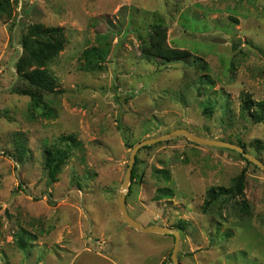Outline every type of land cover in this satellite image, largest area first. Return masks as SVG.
Segmentation results:
<instances>
[{
    "label": "rangeland",
    "instance_id": "rangeland-1",
    "mask_svg": "<svg viewBox=\"0 0 264 264\" xmlns=\"http://www.w3.org/2000/svg\"><path fill=\"white\" fill-rule=\"evenodd\" d=\"M161 19L164 46L185 60L145 53ZM37 23L67 40L48 66L58 87L38 106L16 90L21 39ZM93 46L105 58L86 70ZM244 97L264 99V0H0V264H173L174 235L122 218L132 149L187 128L240 141L264 162V121L242 113ZM65 137L79 144L53 180L46 155ZM147 146L132 217L184 227L183 264H264V170L184 135ZM213 187L226 190L207 205Z\"/></svg>",
    "mask_w": 264,
    "mask_h": 264
},
{
    "label": "trees",
    "instance_id": "trees-1",
    "mask_svg": "<svg viewBox=\"0 0 264 264\" xmlns=\"http://www.w3.org/2000/svg\"><path fill=\"white\" fill-rule=\"evenodd\" d=\"M162 25L163 19L156 21L153 26V32L149 33L147 38L143 39L145 53L149 58L159 56L168 61L185 60L184 58L187 57L185 52L172 50L164 46L165 30L161 29ZM66 41L63 27L45 26L40 23L31 25L28 33L21 39L24 52L17 61L16 66L19 76L25 84L23 83V85L16 88V90L21 94L31 96L33 104L37 106L43 103V94L53 92L58 87L56 77L49 71L48 66L59 53L64 50ZM83 55L86 59V65L84 67L86 70H95L99 68V62L103 61L105 58L102 48L98 46L86 48L83 51ZM34 65L36 67L31 68ZM206 68H208L207 64ZM241 110L246 117L249 115L256 122L264 121V99L255 100L252 97H244ZM65 138L71 141L70 144L68 143V146L60 149L48 150L46 155L45 167L48 169L50 177L53 180L57 179V174L70 157L73 145L78 143L74 137ZM228 141L235 143L231 140ZM236 143L245 147L240 141ZM130 146H133V144H130ZM145 147L147 148L149 146ZM235 152L244 160L249 161L242 153L238 151ZM138 160L137 156L135 166L133 167L132 182L141 177V174H139L137 170ZM225 190L224 187L217 189H215V187L211 188L207 194V205H210L223 194ZM183 228L182 226L179 227L180 233L183 231ZM20 245L21 247H25L23 239H21Z\"/></svg>",
    "mask_w": 264,
    "mask_h": 264
},
{
    "label": "water",
    "instance_id": "water-1",
    "mask_svg": "<svg viewBox=\"0 0 264 264\" xmlns=\"http://www.w3.org/2000/svg\"><path fill=\"white\" fill-rule=\"evenodd\" d=\"M216 42H224L226 39L224 38H215L214 39ZM179 135H184L187 138H189L192 141H195L199 144L202 145H209V146H216V147H223V148H228L232 150H236L242 155L247 158L249 161L254 162L257 164L261 169L264 170V162L260 160L259 158L253 156L250 154L245 147L242 145H239L237 143L225 141V140H220V139H215V138H209L205 137L199 134H196L194 132H191L187 128H177L171 132L165 133L163 135L157 136V137H152V138H147L144 139L143 141L137 143L131 152V157L128 165V169L125 175V178L122 182V189L118 197V203L119 207L122 213V218L125 222V224L131 226L132 228L144 232V233H161V234H171L174 235L175 237V242H174V248L172 251L171 259L173 261V264H183L180 262L178 259V250L180 247V232L176 229H172L170 227H165L163 225H158V224H151V225H145L142 222L138 221L137 219L133 218L132 215L129 213L128 208H127V195L129 193V187L130 183L132 180V174H133V167L137 158L138 151L147 145L155 144L167 139H170L171 137L174 136H179Z\"/></svg>",
    "mask_w": 264,
    "mask_h": 264
}]
</instances>
